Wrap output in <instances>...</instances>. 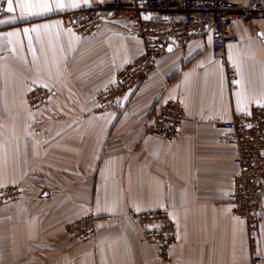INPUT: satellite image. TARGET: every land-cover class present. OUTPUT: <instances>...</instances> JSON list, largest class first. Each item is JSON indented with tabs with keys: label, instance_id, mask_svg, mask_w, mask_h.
Instances as JSON below:
<instances>
[{
	"label": "crops",
	"instance_id": "0c3cea01",
	"mask_svg": "<svg viewBox=\"0 0 264 264\" xmlns=\"http://www.w3.org/2000/svg\"><path fill=\"white\" fill-rule=\"evenodd\" d=\"M77 3L27 18L16 8L0 19V190L24 192L0 205V264H264V198L252 238L233 213L236 151L220 143L224 132L215 126L264 108V23L237 24L236 88L204 33L186 50L168 46L121 107L103 108L98 94L145 47L124 19L78 36L61 19L91 0ZM42 25L49 27L23 31ZM39 88L53 94L32 110L27 98ZM171 100L183 103L187 120L168 142L151 129ZM166 208L178 241L164 262L129 214ZM88 216L97 220V239L71 240L67 228Z\"/></svg>",
	"mask_w": 264,
	"mask_h": 264
},
{
	"label": "built area",
	"instance_id": "2783aa9c",
	"mask_svg": "<svg viewBox=\"0 0 264 264\" xmlns=\"http://www.w3.org/2000/svg\"><path fill=\"white\" fill-rule=\"evenodd\" d=\"M6 8L7 0H0V19L6 15ZM145 16L149 19H144ZM61 19L66 28L84 39L93 36L102 22L124 19L131 25V35L143 41L144 54L118 74L116 84L97 96L100 107L119 108L125 97L157 67L168 46L186 50L192 36L204 33H210L213 59L227 70L229 83L236 88L238 72L231 62V48L240 43L237 24L264 23V0H251L247 6L231 0H91L88 7L69 12ZM52 94V90L45 88L32 90L27 98L29 108H41ZM186 120L183 103L171 100L161 110L151 131L173 142ZM215 126L224 132L220 143L236 151L239 174L232 195L233 213L247 221L250 236L256 238L264 198V108H256L247 116L236 115L234 120ZM23 196L19 187L1 189L0 205L19 201ZM129 218L145 229V239L157 246L160 259L167 261L178 241L171 210L133 213ZM67 235L81 242L96 240L97 220L88 216L69 226ZM253 264L263 263L256 260Z\"/></svg>",
	"mask_w": 264,
	"mask_h": 264
},
{
	"label": "snow or ice",
	"instance_id": "6c2138e0",
	"mask_svg": "<svg viewBox=\"0 0 264 264\" xmlns=\"http://www.w3.org/2000/svg\"><path fill=\"white\" fill-rule=\"evenodd\" d=\"M85 3H87V0H85ZM53 4L55 5V9H64L65 7H71V8H77L80 7V4L77 3V0H71V3L68 5H65L64 0H7V8L6 11L8 13H14L16 8L20 9L19 16L20 18H27L30 16H38V15H44L47 12L55 10L53 8ZM17 17L12 16L11 19L15 20ZM144 19H149V17L145 16ZM5 21H0V23H4ZM39 27L48 28V25H42L38 27L33 28H25L23 31L25 34H28L29 32H38ZM8 36L16 35V33H8ZM264 36V34H261ZM211 39V38H210ZM169 51H171V48H169ZM237 83H239L237 81ZM46 86V85H45ZM242 102L241 94L237 93V105L238 110L239 105ZM261 107H264V105H261ZM248 127H251V125H248Z\"/></svg>",
	"mask_w": 264,
	"mask_h": 264
},
{
	"label": "water",
	"instance_id": "95a60500",
	"mask_svg": "<svg viewBox=\"0 0 264 264\" xmlns=\"http://www.w3.org/2000/svg\"><path fill=\"white\" fill-rule=\"evenodd\" d=\"M169 48H171L172 50H174V49H175L173 46H171V47H169ZM168 50H169V49H168Z\"/></svg>",
	"mask_w": 264,
	"mask_h": 264
}]
</instances>
